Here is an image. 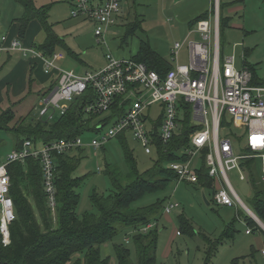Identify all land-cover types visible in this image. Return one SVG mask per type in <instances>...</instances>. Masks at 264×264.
<instances>
[{"label":"built area","instance_id":"1","mask_svg":"<svg viewBox=\"0 0 264 264\" xmlns=\"http://www.w3.org/2000/svg\"><path fill=\"white\" fill-rule=\"evenodd\" d=\"M211 1V13L197 21L193 30L200 41L186 42L185 64L178 63L183 43H174L171 56L176 65L164 77L143 63L117 59L110 53L105 55L103 68L79 75L58 67L63 52L55 51L44 56L35 47L25 46L20 39L8 40L6 36L0 38V57L4 52H17L39 58L46 74L57 71L55 87L39 102V119L52 120L56 113L64 114L69 103L87 88L94 91L96 99L86 106V112L109 113L117 98H122L119 105L128 101L124 114L90 141L89 146L93 149L101 148L107 141L126 133L141 146L144 154L150 155L155 139L166 145L178 133L179 103L190 105L191 120L198 129L190 134V147L184 151L189 160L172 162L169 169L175 173L178 182L197 185L192 159L198 154L200 157L201 151L206 150L207 174L214 182L213 203L220 207H239L254 221L257 216L234 191L227 173L235 171L238 179L245 181L243 165L246 160L255 159L259 176L264 181V82L262 85L252 84V74L246 66L237 69L233 55H221L219 0ZM119 14V0H71V17L93 23L97 44L103 42L104 32L115 24ZM155 104L161 105V121L156 130L155 123H151L146 115ZM223 119L227 120L225 126L222 125ZM83 147L82 138L61 139L39 147L25 140L21 149L13 150L6 162L0 163V236L3 246L10 243L9 227L16 218L9 196L7 165L23 162L29 157L39 160L47 205L54 212L53 155ZM177 208L178 203L167 204L163 213L169 214ZM152 227L153 224L147 225L142 231ZM249 233L250 229H247L246 234Z\"/></svg>","mask_w":264,"mask_h":264},{"label":"trees","instance_id":"2","mask_svg":"<svg viewBox=\"0 0 264 264\" xmlns=\"http://www.w3.org/2000/svg\"><path fill=\"white\" fill-rule=\"evenodd\" d=\"M15 1L23 7V15L19 19L20 36H23L27 24L37 19L46 37L44 42L35 48L44 56L52 55L57 47L64 48L72 55L65 47L63 39L53 32L47 22L49 6L36 8L31 0ZM205 18H207L206 13L196 18L194 22ZM227 23L228 19L219 15V29ZM134 28L133 24L130 25L127 33H133ZM130 59L145 64L161 77H164L166 71L171 68L170 63L161 58L146 42H140L136 55ZM250 70L254 75L253 69ZM33 82L30 75L29 89ZM253 83H256L255 78ZM51 88L42 93V98L51 91ZM30 94L31 91L1 110L0 148L5 145L6 140L12 142L13 150H19L25 140L41 146L61 139L82 138L87 133L98 135L105 126L124 114V107L128 104V101H125L119 105L122 100L119 97L109 113L86 112V106L96 99L94 91L87 88L69 103L64 114L58 115L57 119L54 117L52 120H44L31 117L30 112L20 113V104L25 102ZM179 106V114L183 117V121L178 120L179 131L166 145L156 139L153 141L152 152L156 155V161L150 169L142 173L138 171L133 152L127 146L128 134L122 133L115 138L120 143L127 172L122 174L116 166L106 164L104 172L110 179L112 189L108 194L95 191L91 194L90 203L95 212H85L81 216L75 212L79 201L76 189L82 183V178L73 177V172L79 165L78 157L73 151L80 152L82 148L53 155L56 192L54 223L42 185L39 160L29 157L23 162L8 164L9 196L14 204L16 218L9 227V245L3 246L0 236V264H109V258L101 255V248L125 231L132 233L135 262L133 263L131 259L129 249L121 244H113L115 264H156L157 221L165 207L164 201L156 200L150 205L139 208H133L132 204L147 194L165 190L170 182L177 179L175 173L169 169V164L189 160V156L184 151L190 147V134L198 127L192 123L191 106L183 102H180ZM104 115L107 116L101 118ZM160 121L161 115L154 124L155 130ZM224 124L226 123L223 120L222 125ZM99 125L100 129L97 128ZM205 154L206 150H202L200 165L195 170L198 182L197 185L192 186L202 188L211 197L214 182L207 174ZM243 168L253 192L250 207L264 224V182H261L259 176L258 163L255 159H249L245 161ZM210 201L213 202L212 199ZM241 217L251 233L259 231L264 235V231L250 217H243L241 213H237L218 240L211 243L204 236L208 244L207 258L221 241L233 239L235 221L240 220ZM178 223L179 234H192V225L183 215L178 217ZM152 224L151 229L142 231L147 225Z\"/></svg>","mask_w":264,"mask_h":264},{"label":"rangeland","instance_id":"3","mask_svg":"<svg viewBox=\"0 0 264 264\" xmlns=\"http://www.w3.org/2000/svg\"><path fill=\"white\" fill-rule=\"evenodd\" d=\"M31 1L36 8L49 6L48 24L56 35L63 38L69 48L80 54L81 64L69 57H66L63 63V69H72L77 74L103 68L105 55L108 53L117 59H127L136 55L140 42L148 43L161 58L173 66L176 63L172 61L170 49L176 41L183 42V49L178 53V63L185 64L186 42L200 41L196 34L188 35L185 39L188 24L208 8L206 0H119V16L115 24L104 32L103 42L97 44L93 27L88 22L84 23L78 18L71 17L70 0ZM220 1L222 5L220 16L228 19V23L220 27V47L223 57L233 55L237 69L242 68L243 63H246L255 71L257 81H264V0ZM230 4L234 9L237 6H241L242 9L229 11L227 5ZM22 15L23 7L15 0H0V36L4 33L8 34L16 24L19 25ZM132 24L135 30L128 34V27ZM30 33H35L34 40H39L42 35L36 21L31 24ZM236 44L238 46L233 47ZM49 84L43 82L32 85L30 96L22 103L23 105L20 104V113L30 112L31 117L38 119L40 109L38 91L48 88ZM10 104L6 102L1 105L0 112ZM160 113L161 105L155 104L152 107V119L157 120ZM57 117L58 113L55 114V119ZM179 120L183 121L181 114ZM223 120L226 123L223 126L227 125V120ZM94 137L92 133L85 134L82 137L84 147L80 152L73 151L79 160L73 177L82 178V183L76 189L79 201L75 212L78 216L85 212H95L90 203V196L94 191L108 194L112 189L110 179L104 172L106 164L116 166L122 174L127 172L119 141L114 138L104 143L101 148L93 149L89 144ZM127 146L133 152L139 172L142 173L152 167L156 161L155 153L144 154L141 146L130 136H127ZM12 151V142L6 140L5 145L0 148V163L6 162L7 156ZM198 155L192 159V168H198L200 165ZM227 176L234 191L252 212L250 202L253 192L250 182L247 179L240 181L235 171L228 172ZM201 193V189L196 186L173 181L165 190L147 194L132 204L133 208L150 205L156 200H163V205L179 204V208L169 214L161 211L158 218L156 264H264V255L260 253L262 249L264 251V246L259 249L256 244L257 238L264 242V235L259 231L246 235L245 230L249 228L242 217L235 221L233 239L221 241L207 258L208 244L204 236L213 243L221 237L225 227L237 213H241L243 217L249 216L239 207H220L213 203L206 205ZM207 200L210 202L211 198L207 196ZM50 213L52 222H56L55 211L50 210ZM180 215L190 221L193 228L191 235L176 233L179 231ZM131 236L130 231L121 232L101 248V255L109 258V264L116 263L113 244H121L129 249L131 259L133 263L135 262Z\"/></svg>","mask_w":264,"mask_h":264},{"label":"crops","instance_id":"4","mask_svg":"<svg viewBox=\"0 0 264 264\" xmlns=\"http://www.w3.org/2000/svg\"><path fill=\"white\" fill-rule=\"evenodd\" d=\"M178 1H180V0H178ZM206 2L208 4V8H207V10H205V12H203L199 16L204 15L206 13L207 17H208L209 14L211 13V11H212V1L211 0H206ZM220 6H222V5H221V1L219 0V15H220V11L222 9V8L220 9ZM69 7H70V10H71V0H70ZM227 8L229 9V11L230 10L233 11V10L242 9L241 6H237L234 9V7L231 4L227 5ZM198 17H196V18H198ZM78 19L81 22H84V23L88 22L90 24V26H92L93 29H94V25L90 21L85 20L83 18H78ZM195 19L191 23L188 24V32H187V36L185 37V39H187L188 35H191V34H196L199 37V35L196 32L193 31L194 28H195V22H194ZM34 21H36L38 23V25L40 26L41 32H42V35L39 37V40L38 39L37 40L33 39V35L36 32L35 33H30L31 24ZM19 29H20V24L19 25L16 24L14 26V28L11 29V31L8 34H5V33L1 34L0 38L2 36H6L8 38V40H11L13 38H18L27 47L39 46L45 40L46 36H45L44 30H43L40 22L37 19L31 20L27 24V26L25 28V31L23 33V36L19 35ZM182 33H183L182 29H180V34H182ZM93 35H94V32H93ZM94 39H95V37H94ZM63 43H64V41H63ZM181 43H183V42H181ZM220 43H221V41H220V29H219V47H220ZM64 45L68 49V51H70L72 53V55L68 54L65 51L64 48L63 49L58 48V47L55 48V51H61V52H63V55H64L63 59L58 62V67L63 69V63H65L66 57H69L72 60L76 61L77 63L81 64L82 61H81V58H80V54L75 52L71 48H69L65 43H64ZM237 46L238 45L236 44L233 47H237ZM172 47H171V49H172ZM171 49H170V51H171ZM181 49H183V47ZM220 52H221V55H222L223 52H222L221 47H220ZM132 57H130V58H132ZM130 58H127V59H130ZM243 66H246L249 69V71L251 72L249 66L246 63H243ZM173 67L174 66L171 65V68H173ZM69 71H73L74 73L77 74V72L72 70V69H70ZM85 73H86V71H85ZM253 73H254V75L251 72V74H252V84H254V85H262L264 81L258 82L254 70H253ZM30 75H31V77L34 80L32 85H34V84L36 85L37 83L40 84V83H43V82L44 83H50L48 88L52 87L51 89H53V87H55V85H56L55 82H56L57 71L53 70L50 73H47V74L44 73L43 67H42V63H41V60L39 58L32 57V56H22L21 54H19L17 52H12V51L11 52L2 53V55L0 57V106L5 104L6 102L11 103V104L15 103L20 98H22L24 95H26V93L31 91V88L29 89V86H28V79H29ZM79 75H81V74H79ZM254 78H255L256 83H253ZM48 88L41 89V90L38 91V93H41V94L38 95V105H39L40 100L44 98V97L42 98V96H41L42 93L45 92L46 90H48ZM47 95H45V97ZM152 107L150 108V110L148 111V114H146V115L149 117V120H150L151 123H155L156 120L154 121L152 119V117H151V115H152ZM196 168L194 167L195 170H196ZM199 189H201V192L204 193V195L206 197V200H207L208 192L204 191L200 187H199ZM210 198L212 199V196ZM207 202L209 203V205H211V201L209 202V200H207ZM176 233H178V232H176ZM245 234H246V230H245ZM250 234H251V232L249 234H246V235H250ZM256 244H257L258 248L261 247V246H264V242H262V240L259 239V238L256 239ZM260 253H261V255H264L263 249H262V251Z\"/></svg>","mask_w":264,"mask_h":264},{"label":"water","instance_id":"5","mask_svg":"<svg viewBox=\"0 0 264 264\" xmlns=\"http://www.w3.org/2000/svg\"><path fill=\"white\" fill-rule=\"evenodd\" d=\"M202 199H203V201L205 202L206 205H209V203L207 202L206 197H205L203 192H202ZM254 221L264 231V225L257 217H255Z\"/></svg>","mask_w":264,"mask_h":264}]
</instances>
